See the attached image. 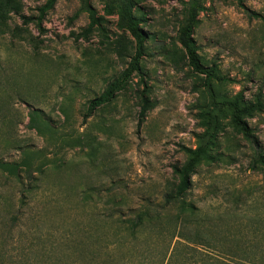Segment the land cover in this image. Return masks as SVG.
Masks as SVG:
<instances>
[{
    "label": "rangeland",
    "instance_id": "1",
    "mask_svg": "<svg viewBox=\"0 0 264 264\" xmlns=\"http://www.w3.org/2000/svg\"><path fill=\"white\" fill-rule=\"evenodd\" d=\"M122 1L88 0L99 23L75 42L89 23L80 0H56L42 31L34 19L47 0H0V162L43 167L25 195L24 174L22 188L0 172L4 264L70 262L72 241L104 232L97 220L160 210L177 185L173 166L187 160L181 148L200 145L209 111L204 76L188 65L185 42L212 69L216 104L237 101L243 108L258 95L264 104V22L250 16L264 18V0H131L146 37L140 73L87 117L89 102L120 78L134 55L132 37L118 26ZM142 99L150 109L138 126ZM242 120L264 153V111ZM208 154L214 159L197 164L184 199L194 216L175 226L225 248L255 251L264 244V170L249 169L253 150L226 107ZM105 235L101 245L112 240L111 232ZM200 242L187 245L224 264L257 263Z\"/></svg>",
    "mask_w": 264,
    "mask_h": 264
},
{
    "label": "trees",
    "instance_id": "2",
    "mask_svg": "<svg viewBox=\"0 0 264 264\" xmlns=\"http://www.w3.org/2000/svg\"><path fill=\"white\" fill-rule=\"evenodd\" d=\"M55 1L47 0L45 5L37 9L38 15L34 20L40 31H42L41 22L46 13L53 8ZM80 2L81 9L88 14L89 23L81 34L74 37L75 42H78L80 37L86 40L92 29L99 23L95 11L88 4V0H80ZM9 5L10 2L7 1L4 6L7 7ZM112 6V4L107 2L105 4V12L111 13ZM135 7L131 0H123L117 6L118 26L132 37L134 55L120 78L110 85L104 94L89 102L87 117L107 104L113 94L121 89L133 73H140L139 62L143 54V45L146 37L138 28L139 21L134 15ZM250 16L264 22V18L258 14L251 13ZM20 19L23 24H27L29 21L24 16H20ZM184 45L188 65L194 72L204 76L202 86L207 97L209 111L206 114V129L198 137L200 145L195 150L181 148L187 155V160L182 166H173L172 174L177 181V185L165 194L163 205L159 211L146 209L138 213H130L131 215L128 218H120V216L113 218V216H110L97 220L94 224H99L100 230L103 229L102 235L89 234L79 241H72L68 258L71 261L64 264H224L221 261L210 258L207 253L200 252L197 248L187 245L190 243L197 244L198 241H201L198 245L208 246V248L212 249H217L215 244H218L220 249L218 248L217 251L225 252L227 253L226 255L231 257L245 260L250 258L255 260L256 264H264V244L255 251L247 250L240 246L225 248L226 244L223 242L214 241L211 237H206L198 231L193 232L187 228L183 232L175 226L178 220L184 224L182 225L183 227L187 226L189 220L186 218L194 216V207L187 204L184 199L191 187V177L197 164L202 160L209 162L214 159L209 156L208 151L212 149L215 142L218 130V116L222 108L226 107L229 109L233 126L246 139L253 150L249 169L252 171L256 169L264 170V153L259 150L256 139L250 134L247 124L242 120V116H250L254 111L259 113L264 111L261 97L258 95L254 104H247L243 108H240V104L237 101L216 104L211 86L212 80L215 79L212 69L204 68L201 65L191 47V43L185 42ZM149 109L148 102L142 99L138 114V126L145 119ZM0 172L15 178L18 185L22 188L24 186L21 174H24L25 177H23L27 181V185L23 190V195H25L26 193L29 194L31 189L34 188L33 174L41 175L43 167L39 165L33 168L27 161L21 164L0 162ZM25 198V196L21 197V205L25 204ZM171 210H175L177 214H171ZM106 230L111 232L112 240L105 245H101L100 243L106 236ZM175 239L179 241H176L172 251L169 253V243ZM3 257L4 255L0 253V264H4L2 261ZM20 264H25V262H20ZM56 264H62V262Z\"/></svg>",
    "mask_w": 264,
    "mask_h": 264
}]
</instances>
